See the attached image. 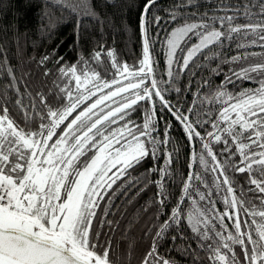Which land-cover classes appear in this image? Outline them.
I'll return each mask as SVG.
<instances>
[{
  "label": "snow or ice",
  "instance_id": "obj_1",
  "mask_svg": "<svg viewBox=\"0 0 264 264\" xmlns=\"http://www.w3.org/2000/svg\"><path fill=\"white\" fill-rule=\"evenodd\" d=\"M157 2L141 3L142 58L138 66L118 64L114 50L105 53L103 46L91 57L81 55L70 64L61 63L64 57L59 56L56 63L60 67L52 88L47 94L38 91L35 95L27 91L28 85L21 93L12 70L7 69L13 81L8 87L15 92L12 103L21 113L23 126L10 115V98L5 92V104L0 106V264H117L110 258L111 238L102 241L101 236H108L118 227V222L108 218L115 215L114 209L119 210L116 201L124 196L125 202H130L128 193L132 188H136L135 195L144 190L139 185L146 176L142 180L133 173L147 159L163 164L162 168L148 169L160 175L159 180L151 181L159 189L156 220H160V210L167 207L168 199L163 181L172 175L173 153L165 154L161 147L169 143L167 132L163 140L153 135L157 131L154 102L142 124L132 120L131 114L140 101L153 96L171 111L158 84H168L179 93L181 89L174 85L185 73L195 76L204 66L201 58L207 63L219 61L212 69L216 74L221 71V63L247 59L243 53L226 57L223 48L226 43L234 42L237 49H243L264 41V0L236 6L221 0L211 14L199 11V0L177 4L169 11V20L176 26L162 41L167 55L166 81L157 79L152 55L159 33H150V26L159 25L162 19L152 14ZM56 3L78 14L76 43L80 41L81 15L104 23L90 0ZM189 7L194 11L185 14L179 10ZM104 55L109 58L108 65ZM50 59L45 55L40 63ZM229 72L211 96L199 101L201 106L205 102L218 106L215 119L210 110L197 109L194 120L184 112H172L190 141L201 140L203 151H193L191 159L202 166L203 173L213 174V179L209 184L203 173L189 172L175 207L155 225L157 230L141 264H172L159 255L158 245L170 230H176L184 240L179 231L182 222L197 237L198 247L208 254L210 264H264V63L239 71L230 68ZM252 73L261 78L257 80ZM49 74L45 71L44 76ZM233 77L255 81L258 87L234 93L227 88V84L235 86ZM195 105L194 101L186 111L193 113ZM202 115L207 119H201ZM205 124H210L212 131L203 136L197 126ZM213 141L222 145L219 154L213 150ZM236 174L243 176V182L236 179ZM201 186L206 191H201ZM214 194L233 211L219 212ZM186 201L185 211L182 205ZM241 212L249 230H242ZM225 217L232 221L235 234L225 224ZM170 238L177 240L176 235ZM233 245L240 246L243 259ZM185 252L197 264L200 257L190 245Z\"/></svg>",
  "mask_w": 264,
  "mask_h": 264
},
{
  "label": "trees",
  "instance_id": "obj_2",
  "mask_svg": "<svg viewBox=\"0 0 264 264\" xmlns=\"http://www.w3.org/2000/svg\"><path fill=\"white\" fill-rule=\"evenodd\" d=\"M69 2L80 4L81 0H69ZM90 3L104 23L99 24L94 19L81 15L80 41L76 43L78 14L62 9L56 0H0V65H3L0 68V106L5 104L3 97L7 92L10 98L7 104L9 113L21 126H23L21 113L12 103L15 99V92L8 87L13 82L7 73L8 68L16 77L15 83L20 92L24 93L26 91L25 85H28L27 91H31L35 95L38 91L47 94L48 89L52 88V82L56 78L57 69L60 67V64L56 63V58L59 56L64 57V61L61 63L70 64L76 62L78 56L91 57L94 51H99L100 47L103 46L105 53L109 49L114 50L118 64L127 62L130 68L138 66L139 60L142 58V38L139 28L142 0H110V2L109 0H90ZM181 3L183 0H158L156 7L152 10L154 16L162 18L159 25L152 24L150 26V33H159V38L152 50L153 59L156 61L155 72L158 80L166 81L168 79L166 75V52L162 41L168 32L176 26V22L169 20V11ZM223 3L236 6L251 3V0H223ZM220 4L221 0H211V3L208 0H199V11H207L211 14ZM179 10L185 14L194 11L191 7ZM45 13L47 16L44 15ZM261 44H264V41H257L255 45L249 44L246 48L237 49L234 42L232 44L226 43L223 48L224 56L231 57L243 53L248 58L235 64L221 63L219 74L212 71L219 61L213 60L207 63L201 58V63L204 66L197 70V74L192 76L190 73H185L174 85V87L181 89L179 93L175 92L174 88L168 84H158L165 100L169 102L171 111L163 106L159 97L153 96L151 100L140 101L135 111L132 112L131 119L142 123L146 110H149L154 102L157 131L153 135L163 140L164 134L167 132L169 143L161 145V147L165 154L167 152L173 153V163L170 168L172 175L165 177L163 181L168 192L167 207L160 210L163 214L157 221L156 215L159 206L156 203V194L159 189L151 181L159 180L160 175L157 172H149L148 169L154 166L162 168L163 164L160 160L147 159L142 166H138L134 171L133 175L140 176L142 180L146 176V180L139 185L144 190L139 195H135L136 188H132L128 193V196L131 197L130 202H125L126 197L124 196L116 201L119 210L114 209L115 215L108 218L118 222V227H114L108 236L103 233L101 236L102 241L111 238L110 258L115 259L117 264H141L157 230L155 225L162 222L170 214L171 209L175 207L182 196L183 184L189 172L203 173L202 166L198 162L194 163L191 159L193 151L197 154L203 151L201 140L193 138L190 141L183 125L175 119L172 112H184L190 120H194L196 118L194 113L197 109L201 112H209L210 110L209 114L215 119L218 106L210 105L207 102L201 106L199 101L214 93L215 89L224 82V77L230 74V68L239 71L241 67H244L243 65L240 66L244 61L246 65H251V62L257 58H261L258 63H264V55H261L264 54V47H261ZM45 55L50 56L51 59L41 64V58ZM102 58L105 65H108L109 58L106 55ZM45 71H49L50 74L44 76ZM233 79L236 80L235 77ZM205 80L208 81V84H204ZM148 83L150 84V81ZM256 85L254 81L241 79L236 80L235 86L227 84V88L235 93L241 89L253 88ZM165 88L168 90L163 91ZM194 101L196 105L193 113H188L186 109L193 107ZM25 102L27 103L26 99ZM201 119H207V116L202 115ZM197 130L206 136V132L212 131V128L210 124H205L202 128L197 126ZM212 144L213 150L219 154L222 145L216 144L214 141ZM157 155L161 156L162 154L158 152ZM206 158L211 163V158ZM220 159L223 161L224 157L221 156ZM203 174L211 184L213 174ZM228 175L231 177L233 173L228 171ZM236 179L243 182V176L240 174H236ZM213 199L216 201V208L219 212L233 211L225 207L221 197L214 194ZM182 207L185 208V211L187 210V201ZM240 215L242 230H249L248 225L243 224L244 213L241 212ZM224 222L228 225L229 230L235 234L232 221L225 217ZM217 228H219L218 223ZM107 231L106 228L105 232ZM179 231L183 232L185 239L181 240L176 230H170L165 240L158 245L159 255L172 261V264H193V256L185 252V249L190 245L191 249L195 250L200 257L197 264H210L208 254L198 247L197 237L186 223L182 222ZM173 235L177 236V240H171L170 237ZM233 247L237 254L241 255L240 246L233 245ZM241 259H243L242 255Z\"/></svg>",
  "mask_w": 264,
  "mask_h": 264
},
{
  "label": "rangeland",
  "instance_id": "obj_3",
  "mask_svg": "<svg viewBox=\"0 0 264 264\" xmlns=\"http://www.w3.org/2000/svg\"><path fill=\"white\" fill-rule=\"evenodd\" d=\"M251 45H255V44H251ZM165 52H166V49H165ZM260 60H261V58L260 59H256V60H254V62H251V65H254V64H257L258 62H260ZM263 60H264V57H263ZM166 61H167V55H166ZM246 62L244 61L243 62V64H241L240 66H244V67H248L249 65H246L245 64ZM252 76H254V77H256V79L257 80H259L261 77H259L256 73H252ZM125 84H127L128 83V80H124L123 81ZM255 82V81H254ZM256 83V82H255ZM257 84V83H256ZM255 87H258V84L255 86ZM255 87H253V88H255ZM125 95H131V93H127V94H125ZM117 99L119 100V99H121L120 97H117ZM113 106H115V105H113ZM135 108H136V106H135ZM153 108V106L150 108V109H152ZM154 114V117L156 116L155 115V112L153 113ZM71 118V117H70ZM144 120V119H143ZM136 122V121H135ZM137 124H142L143 123V121H142V123H138V122H136ZM212 177H213V175H212ZM201 191H206L202 186H201Z\"/></svg>",
  "mask_w": 264,
  "mask_h": 264
},
{
  "label": "water",
  "instance_id": "obj_4",
  "mask_svg": "<svg viewBox=\"0 0 264 264\" xmlns=\"http://www.w3.org/2000/svg\"><path fill=\"white\" fill-rule=\"evenodd\" d=\"M207 139H210V138H207Z\"/></svg>",
  "mask_w": 264,
  "mask_h": 264
}]
</instances>
